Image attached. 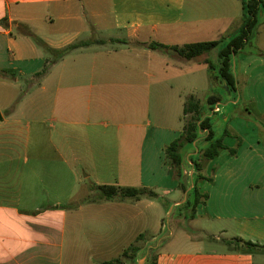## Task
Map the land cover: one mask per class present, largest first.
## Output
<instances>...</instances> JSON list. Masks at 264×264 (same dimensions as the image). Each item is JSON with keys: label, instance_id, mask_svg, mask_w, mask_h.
Listing matches in <instances>:
<instances>
[{"label": "crops", "instance_id": "0c3cea01", "mask_svg": "<svg viewBox=\"0 0 264 264\" xmlns=\"http://www.w3.org/2000/svg\"><path fill=\"white\" fill-rule=\"evenodd\" d=\"M242 23L241 0H0V264H63L67 242L79 254L74 264L84 254L86 264H140L139 236L152 237L156 264H264V253L233 244L264 247V54L234 57L238 92H225L232 109L224 117L220 102L209 114L207 99L225 90L215 80L212 91L209 64L134 45L228 42ZM112 32L123 37L95 38ZM33 36L56 50L130 44H93L49 66ZM217 56L204 58L217 67ZM23 83V97L10 92ZM189 96L221 130L215 137L230 135L226 149L202 161L206 203L172 217L193 188L194 169L177 177L165 153L184 129ZM92 183L154 191L169 222L161 202L147 198L82 203ZM166 226L167 240H157ZM133 246L136 256L123 257Z\"/></svg>", "mask_w": 264, "mask_h": 264}, {"label": "trees", "instance_id": "16d2710c", "mask_svg": "<svg viewBox=\"0 0 264 264\" xmlns=\"http://www.w3.org/2000/svg\"><path fill=\"white\" fill-rule=\"evenodd\" d=\"M243 6V23L239 31L230 37L229 41L220 40L212 42H202L178 46H166L161 43L152 42L149 44L134 43L138 47H146L151 50H156L162 53H167L171 57H177L186 61L202 62L209 64L211 71V80H219L220 83L225 85L228 89L227 93L236 94L237 81L234 74V57L250 43V39L254 32L258 29L262 21H264V1L263 0H241ZM31 36V34H30ZM35 42L45 49V51L51 55L52 61L49 65L58 62L63 57L79 50L87 48L93 44H122L129 45L127 40L111 39L110 41H80L70 44L62 49L56 50L48 47L41 39L33 36ZM213 50H218V66L214 65L210 59H205ZM49 67V66H48ZM47 67V68H48ZM46 70V69H45ZM226 90V89H225ZM220 98L217 96H211L207 99V105L209 106V114H216V107H219ZM184 118L185 125L182 133L179 137L172 142L165 150L166 157L171 161L177 177H181L183 174V167L189 165L194 169L193 175V188L189 192L188 199L182 207L189 210L193 214L196 208L200 204L206 203L208 196L201 194L197 182L199 179L204 178L200 175L202 170V161H209L216 158L221 150L226 149L223 144V138L229 136V131L225 130L222 137H215L212 129L211 118L204 116L203 107L201 102L194 96H189L185 100L184 104ZM203 138L205 143L204 149L195 154L197 151L196 142ZM193 152L188 159V163L185 160V156ZM231 154H236L237 149H230ZM188 163V164H187ZM186 190V189H185ZM91 194L82 201V203H99V202H113V201H139L147 198L156 200L161 203L166 202L157 193L147 188H135V187H123V186H98L90 184ZM78 203H73L65 206V209H72L76 207ZM145 240V236H139L137 241ZM233 244L240 247L242 250L249 253L261 252L264 253V247L251 243L243 242L239 239H235ZM135 247H130L125 251L123 257H129V253L132 252V256L135 257ZM152 256L154 258L152 259ZM148 264H156V250L151 248L148 251L147 257ZM121 260L116 259L106 264H120Z\"/></svg>", "mask_w": 264, "mask_h": 264}, {"label": "rangeland", "instance_id": "374dc122", "mask_svg": "<svg viewBox=\"0 0 264 264\" xmlns=\"http://www.w3.org/2000/svg\"><path fill=\"white\" fill-rule=\"evenodd\" d=\"M117 36L123 37V35H121V34H117L115 32H112V33H108V34L107 33L99 34L98 36H95V38H111V37H117ZM91 37H92V35L90 36V35L87 34V35H84L83 37H81L80 40H88ZM244 52H246L247 54L248 53L262 52L264 54V21H262V23L260 24V26L258 27L256 32H254L253 36L250 39V43L245 47ZM48 56L51 58L50 61H52L51 55L49 54ZM235 65H236V62H235V59H234V66ZM50 79H54V82H56L55 79H58V76L55 75V76H53V78H50ZM214 81L211 80V86H210L211 88H213V90H212L213 92H214V89L216 88ZM28 88H29L28 84H26V83H23V85L18 84L14 88H10L11 89L10 92H14L16 96L23 97L24 96V92ZM225 92H227V90H223V91L221 90L220 92H218L220 94V95H218V97L221 100V102L219 104H220V108L223 109L222 116L224 115V117L232 109V104L227 103L226 97H229V96L226 95ZM204 95H205V92L197 93V96L199 98H201V99L204 97ZM222 116L221 115H215L214 116V120L215 119H221ZM214 131H215L216 134H218V136H220V131L221 130L219 129L218 126L215 127ZM185 210L186 209L184 207H182V208H177V207L174 208V210L171 211L172 217L178 215L179 213H181V212H183ZM159 211L161 213L160 216H162L163 220L167 224L169 222V218L168 217L170 216V214L167 213L168 207H167V205L164 204V202L160 204ZM168 233H169V229L166 226L163 229L162 233H159L157 235L158 236L157 240L166 241L167 240L166 235H168ZM151 238H150L151 242L147 243V244H146V241H147L146 237H145V240H142L143 241V245H144V252L140 255V264H148V261H147L148 251L152 248V247L149 246L150 244L152 246V239ZM154 245H156V244H154ZM78 255L79 254L73 255L72 246L69 244V242H67L63 264H74L75 260H78V259H76L78 257ZM82 256L83 257H79L80 264H86L88 262L87 254L86 255L84 254ZM153 258H154V256H152V259ZM95 260H96V258H95Z\"/></svg>", "mask_w": 264, "mask_h": 264}, {"label": "water", "instance_id": "95a60500", "mask_svg": "<svg viewBox=\"0 0 264 264\" xmlns=\"http://www.w3.org/2000/svg\"><path fill=\"white\" fill-rule=\"evenodd\" d=\"M225 86V85H224ZM225 89L228 91V89H227V87L225 86ZM229 93V92H228ZM193 174H194V172L192 171V173H191V178H193ZM192 186H193V184H192Z\"/></svg>", "mask_w": 264, "mask_h": 264}, {"label": "built area", "instance_id": "2783aa9c", "mask_svg": "<svg viewBox=\"0 0 264 264\" xmlns=\"http://www.w3.org/2000/svg\"><path fill=\"white\" fill-rule=\"evenodd\" d=\"M215 112H219V107L218 106L216 107Z\"/></svg>", "mask_w": 264, "mask_h": 264}]
</instances>
